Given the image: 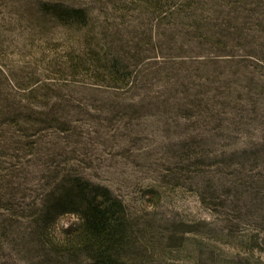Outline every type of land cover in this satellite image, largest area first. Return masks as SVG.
I'll return each mask as SVG.
<instances>
[{"label":"trees","instance_id":"1","mask_svg":"<svg viewBox=\"0 0 264 264\" xmlns=\"http://www.w3.org/2000/svg\"><path fill=\"white\" fill-rule=\"evenodd\" d=\"M103 5L91 12L78 6L43 12L61 24L69 45L63 56L45 59L51 80L37 83L38 78L12 72L20 89L0 88L6 147L12 145L10 129L25 139L36 124L58 122V108L47 100L64 79H89L95 90L108 94L106 102L123 99L157 116H179L195 130L213 122L223 133H247L264 123V0H112ZM222 64L231 72H218ZM33 98L43 103L34 104ZM34 107L47 111L27 112ZM36 145L24 142L17 149L31 151ZM187 145L182 160L190 162L199 156L194 151L199 146ZM63 171L31 200L14 198L22 188L2 181L1 239L28 264H148L158 245L148 238L149 227L140 230L141 251L122 202L107 188ZM64 213L74 214L75 222L56 228V218Z\"/></svg>","mask_w":264,"mask_h":264},{"label":"rangeland","instance_id":"2","mask_svg":"<svg viewBox=\"0 0 264 264\" xmlns=\"http://www.w3.org/2000/svg\"><path fill=\"white\" fill-rule=\"evenodd\" d=\"M109 1L0 0L1 90L20 89L12 72L38 78L37 83L52 79L44 61L63 56L69 43L61 24L44 11L78 6L91 12ZM250 64L259 71L255 62ZM223 65L218 72H231ZM60 83L47 100L58 108V122L36 124L25 139L10 129L11 149L0 131V185L19 184L22 192L14 198H38L51 178L71 170L122 202L141 251L140 230L149 227L148 238L158 245L148 264H264V123L247 133H223L213 122L200 131L179 116H157L123 99L106 102L108 94L95 90L89 79ZM35 111L47 110L27 112ZM24 142L37 145L19 150ZM191 142L200 153L190 164L182 159ZM75 220L64 213L54 225ZM0 264L28 262L0 237Z\"/></svg>","mask_w":264,"mask_h":264}]
</instances>
